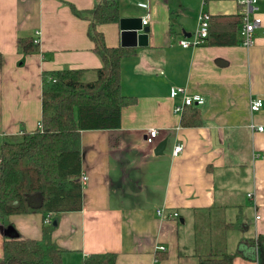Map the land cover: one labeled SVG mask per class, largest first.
<instances>
[{
    "label": "crops",
    "instance_id": "0c3cea01",
    "mask_svg": "<svg viewBox=\"0 0 264 264\" xmlns=\"http://www.w3.org/2000/svg\"><path fill=\"white\" fill-rule=\"evenodd\" d=\"M98 1L0 0V148L21 131L38 129L42 72L85 69L84 80L95 78L102 61L88 35L90 20L75 16L69 4L88 10ZM117 1L119 20L149 14L147 45L122 46L119 20L95 25L106 45L134 52L120 63V90L131 101L118 128L80 132V176L87 177L82 207L50 214L62 264H81L96 252L116 253V264H198L200 254L233 253L244 238L264 234V105L249 109L254 97L264 103V9L258 4L261 25L249 47L240 44L238 25L236 44L183 48L179 41L191 33L187 17L197 19L200 10L236 14L239 5ZM35 31L34 50L23 53L17 39L33 38ZM173 86L205 98L200 124L182 126ZM252 123L263 130L251 129ZM149 128L158 130L152 144L145 141ZM177 144L182 149L173 155ZM172 212L177 219L169 218ZM238 219L248 224L245 231L224 228ZM8 220L23 237H41V213ZM3 240L0 232V262ZM232 264L258 261L237 255Z\"/></svg>",
    "mask_w": 264,
    "mask_h": 264
},
{
    "label": "trees",
    "instance_id": "16d2710c",
    "mask_svg": "<svg viewBox=\"0 0 264 264\" xmlns=\"http://www.w3.org/2000/svg\"><path fill=\"white\" fill-rule=\"evenodd\" d=\"M77 17L90 20L88 35L102 64L92 80H84L85 69H57L42 72L41 128L21 131L0 148V225L12 226L10 215L50 214L80 210L82 207L81 147L82 130L114 129L120 126L123 106L131 97L120 90L121 60L134 52L122 46H108L96 24L117 22V0H99L88 10L69 4ZM241 14L210 15L208 43H238L236 28ZM23 53L34 50L33 38H18ZM1 63V56H0ZM182 126L200 124L199 108L186 106ZM13 227V226H12ZM248 224L238 219L224 223L225 229L245 231ZM52 220L44 223L40 238L3 235L0 264H62L64 249L53 240ZM200 242V231L197 229ZM264 264V234L244 238L233 253L220 251L199 255L198 264H232L235 256ZM118 255L96 252L86 255L81 264H116Z\"/></svg>",
    "mask_w": 264,
    "mask_h": 264
},
{
    "label": "built area",
    "instance_id": "2783aa9c",
    "mask_svg": "<svg viewBox=\"0 0 264 264\" xmlns=\"http://www.w3.org/2000/svg\"><path fill=\"white\" fill-rule=\"evenodd\" d=\"M203 4L207 2V0H202ZM235 1L239 7V13L241 14V22L238 27V35L239 42L241 45L245 47H249L254 43V30L261 25V18L258 13V0H232ZM149 20V14L145 15L142 18L141 24L145 26ZM209 22H210V14L207 11L200 10L197 17V26L196 29L190 33L189 36L182 38L179 41V44L183 48L188 47H196L199 45H203L207 43L208 31H209ZM40 32L35 31L33 37V43L36 44L39 40ZM170 97L173 99L181 98L180 103H176L174 105V112L176 114H182L183 109L186 106H194L199 107L204 104L205 98L200 94H189L186 90L179 86H173L170 88ZM263 98L254 97L250 100L249 109L251 112L259 111L263 107ZM251 129H257L258 131L263 130V126H255L253 123L250 125ZM38 128H41V123H38ZM158 134V130L155 128H149L146 134L145 141L149 144L154 142L156 135ZM182 149L181 144H177L173 149V155H177ZM87 177L85 175L80 176V180L82 184H85ZM248 197H251L252 194L248 193ZM156 213L162 217V209H157ZM169 218L177 219L178 213L172 212L169 214ZM256 219L259 218V215L255 216ZM51 222L50 216L44 218V223ZM158 250H164L163 246H157Z\"/></svg>",
    "mask_w": 264,
    "mask_h": 264
},
{
    "label": "water",
    "instance_id": "95a60500",
    "mask_svg": "<svg viewBox=\"0 0 264 264\" xmlns=\"http://www.w3.org/2000/svg\"><path fill=\"white\" fill-rule=\"evenodd\" d=\"M119 23L122 30V46L142 47L147 45L149 28L142 26L139 18H121ZM52 224L56 225V219L53 220ZM13 231L12 226L3 227L0 225V232L3 235L16 236L17 234L13 233Z\"/></svg>",
    "mask_w": 264,
    "mask_h": 264
},
{
    "label": "rangeland",
    "instance_id": "374dc122",
    "mask_svg": "<svg viewBox=\"0 0 264 264\" xmlns=\"http://www.w3.org/2000/svg\"><path fill=\"white\" fill-rule=\"evenodd\" d=\"M258 4L261 9H264V0H261L260 2L258 1ZM187 25H189V32L192 33L196 29L197 19H194L191 16L187 17Z\"/></svg>",
    "mask_w": 264,
    "mask_h": 264
}]
</instances>
